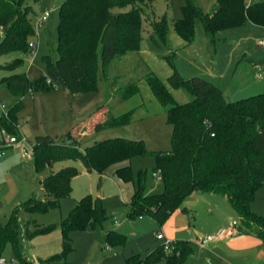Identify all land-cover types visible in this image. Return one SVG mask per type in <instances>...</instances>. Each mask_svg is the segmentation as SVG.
Returning <instances> with one entry per match:
<instances>
[{
	"label": "rangeland",
	"instance_id": "obj_1",
	"mask_svg": "<svg viewBox=\"0 0 264 264\" xmlns=\"http://www.w3.org/2000/svg\"><path fill=\"white\" fill-rule=\"evenodd\" d=\"M27 1L35 9L30 14L35 29L30 40L37 42L36 50L28 53L11 50L0 54V115L18 98L2 83L4 76L26 72L33 83V92L22 96V104L17 110L19 135L27 140V153L33 152L37 135L51 134L62 140L69 131H77L81 124L89 123L99 107L106 108V112L113 116L131 112L132 119L126 124L92 131L87 136H77L81 148L109 137L124 136L143 140L149 153L131 159L135 181L140 170L152 172L156 167L153 151L172 149L173 125L168 120L166 107L154 96L147 82L150 73L156 74L180 103L191 101L194 94L185 85L174 87L169 84L167 78L174 68L186 78L201 75L211 80L222 88L228 100L264 92V44L260 43L264 40V24L246 20L209 35L201 19L196 17L193 21L194 37L188 42L175 29V21L183 15L186 0H152L151 5L145 8L139 47L116 56L107 74L102 73L99 64L94 86L77 93L63 87L36 86L35 81L39 77L45 76L46 81L49 80L46 77V56L50 55L53 59L58 56L60 5L64 0ZM194 1L204 12L211 11L216 2ZM245 1L249 4L256 0ZM46 10H51L50 16L38 26L37 17ZM162 17L167 19L168 30L164 37L154 33L155 40L151 36V22ZM16 58L21 59L17 68L3 67ZM132 84L138 90L127 97L124 93L128 94L127 88ZM1 104L5 105L4 109ZM27 153L20 148L6 147L0 155L1 223H7L13 211L30 197L45 199L41 181L46 176L65 166H75L79 170L72 179L70 196L61 199L58 206L31 212L21 208L18 210L20 216L31 221V230L36 228L33 222L40 228L53 226L49 232L24 238L23 255L31 261L29 264H39L40 259L62 250L60 223L86 195L102 198L108 218L87 229L69 232L72 249L67 254L68 264H125L128 257L134 254L145 257L160 245L162 239H158L159 233L171 239L173 245L183 239L191 240L192 245H195V262L229 264L226 259H230L234 264H264V254L259 255L256 248L230 254L219 247L209 249L213 243L216 246V241L204 247L197 243L204 236L215 235L221 226L226 228L229 224L230 218L225 208L230 207L229 203L223 201V205L216 202L218 198L226 200L224 197H215L208 191L196 189L166 221L159 223L152 215L144 213L140 217L139 214H132L129 202L134 182L118 178L115 173L117 164L109 165L101 174L96 169L89 171L80 159L64 158L37 170L34 155L29 158ZM164 188L162 179L152 180L151 193H161ZM184 206L187 211L183 209ZM252 209L264 215V184L255 191ZM110 230L122 233L124 240L109 241L107 233ZM52 247H59V250L49 252ZM1 256L8 262L0 264L22 263L10 242L5 245ZM141 264H167V260L166 256H162L158 261ZM180 264L195 263L186 256Z\"/></svg>",
	"mask_w": 264,
	"mask_h": 264
},
{
	"label": "trees",
	"instance_id": "obj_2",
	"mask_svg": "<svg viewBox=\"0 0 264 264\" xmlns=\"http://www.w3.org/2000/svg\"><path fill=\"white\" fill-rule=\"evenodd\" d=\"M151 3L152 0H64L60 5L58 56L54 59L46 56L49 80L39 77L35 85L63 87L72 93L94 86L99 64L102 73L107 74L116 56L139 47L145 8ZM32 12L35 9L27 0H0V54L11 50L32 51L29 46L35 32ZM196 17L201 19L209 35L246 20L264 24V0L249 4L245 0H216L209 12H204L194 0H186L183 15L175 21V29L188 42L194 37ZM151 24L154 39V33L166 35L165 17ZM20 64L21 59L16 58L3 67L15 69ZM167 80L174 87L187 86L194 98L180 103L156 74L147 76L152 93L166 107L168 120L173 125L172 149L153 151L157 165L152 172L140 170L134 181L131 159L149 153L143 140L109 137L81 148L76 131H69L62 140L51 134L37 135L33 149L36 169L41 170L54 160L74 158L82 160L89 171L96 169L102 174L109 165L125 161L115 173L124 181L134 182L129 202L132 214L146 213L163 223L190 193L202 189L226 196L237 215L238 231L254 234L264 242V215L252 209L255 191L264 184V92L228 100L216 83L201 75L186 78L176 68ZM2 83L18 98L7 113L0 115V129L19 135L17 110L22 96L33 92V83L26 72L4 76ZM137 90L132 84L124 95L128 97ZM103 110L105 116L94 123L93 131L123 125L132 119L131 112L113 116ZM157 171L165 188L161 193H151ZM78 173L77 167L65 166L46 176L41 181L45 199L30 197L13 211L7 223L0 222V256L10 242L22 263L31 262L23 255L24 238L49 232L53 226L40 228L33 222L36 228L31 230V221L20 216L18 210L31 212L58 206L61 199L70 196L72 179ZM107 218L100 196H84L60 223L62 250L40 259L39 264H68L67 254L72 249L69 232L87 229ZM107 239L123 241L124 235L110 230ZM185 244L186 241H177L166 251L162 242L145 257L137 254L128 257L125 264L155 262L162 256H166L167 264H180L189 251Z\"/></svg>",
	"mask_w": 264,
	"mask_h": 264
},
{
	"label": "crops",
	"instance_id": "obj_3",
	"mask_svg": "<svg viewBox=\"0 0 264 264\" xmlns=\"http://www.w3.org/2000/svg\"><path fill=\"white\" fill-rule=\"evenodd\" d=\"M103 109H106V108H103ZM103 109H100V107H99V110L95 112L94 118L89 123L81 124L77 128V131L76 132L79 131L78 135L87 136V135L90 134V132L93 131L94 123L97 122V121H99V120H102L104 118V116H105ZM116 164H117V166H116V168H117L120 165L126 164V162L124 161V162H120V163H116ZM119 179H121V178H119ZM151 190H152V188H151ZM133 192H134V189H133ZM133 192H132V194H133ZM209 193L211 195H214L215 197L216 196H219V197H224L223 199H226V200H221L219 198L218 199L216 198L217 199L216 200L217 203H222L224 205V202L223 201H227L226 203H229V205H230L229 208L225 207L226 210H227L226 211V215H227L228 218H230V220H229L230 222H229V224L226 227L227 230H228V232L225 235H223L221 237H218L217 236L213 240H211L210 242H208L207 244H210V243H212L214 241L217 242L216 243V246H214L215 244L213 243L212 246L209 247V249L213 250L214 247L215 248L216 247H219L223 251H226L227 253L233 254L235 252H238V253L239 252H247V249L254 250L256 248L260 252L259 255H263L264 254V242L258 236L254 235V234H250V233H240L238 231V223L235 224V225L233 224V220H237V215H236V213H235L232 205L230 204L228 198L226 196H224V195H221V194H217V193H213V192H209ZM183 209L186 210V211L188 210L185 206L183 207ZM234 215H235V218H233ZM221 228H223V226H221L219 229H221ZM180 241H182V240H180ZM183 241H186L187 246H186V244H185V246L189 250V251L187 250L188 252L186 253L185 256H188L189 259L192 260L193 263H195V264H202L200 262H195L196 261V258L194 259V257L196 255V251H195V245L194 246L192 245V241L191 240H186V239H183ZM197 243H199V240L197 241ZM207 244L205 246H207ZM202 247H204V246H202ZM55 250L58 251L59 250V247H52V249H50L49 252H54ZM217 254L220 255V253H217ZM221 259H222V257H221ZM243 259H244V257H243ZM229 260L230 259H226V261L229 264H234V261L233 260L232 261L231 260L229 261Z\"/></svg>",
	"mask_w": 264,
	"mask_h": 264
},
{
	"label": "built area",
	"instance_id": "obj_4",
	"mask_svg": "<svg viewBox=\"0 0 264 264\" xmlns=\"http://www.w3.org/2000/svg\"><path fill=\"white\" fill-rule=\"evenodd\" d=\"M50 12H51V10H46L45 12H43L41 15H39L37 17L36 21H37L38 26H40L42 23H44L48 19V17L50 16ZM260 43L264 44V40H261ZM29 46H30L31 50H36L37 42L34 40H30ZM1 107H2V109H4L5 105L1 104ZM3 112L7 113V110H5ZM0 132H1V135H0V155L4 153V148H6V147L20 148L27 153L28 147H27V140L25 137H23L21 135L12 134V133L9 134V132L4 128L0 129ZM27 155L29 158H32L33 152H28ZM154 174H155L156 178H159V171L155 172ZM233 224L234 225L237 224V220H233ZM227 232H228L227 228H221L217 231V233L215 235H206L203 238H201L199 240V243L202 246H205L208 242L213 240L215 237H217V236L221 237V236L225 235ZM157 237L159 239H162V242L164 244L163 246H164V249L166 251L171 250L174 247L172 240L166 239L162 233H159L157 235ZM12 261L16 262V260H14V259ZM5 262H8V260L5 257L0 256V263H5ZM20 264H24V263H20Z\"/></svg>",
	"mask_w": 264,
	"mask_h": 264
}]
</instances>
